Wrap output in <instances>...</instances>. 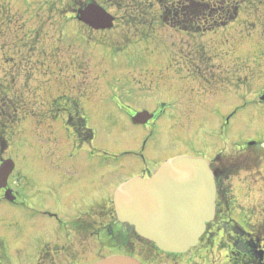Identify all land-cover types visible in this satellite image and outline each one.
Returning a JSON list of instances; mask_svg holds the SVG:
<instances>
[{"label":"rangeland","instance_id":"1","mask_svg":"<svg viewBox=\"0 0 264 264\" xmlns=\"http://www.w3.org/2000/svg\"><path fill=\"white\" fill-rule=\"evenodd\" d=\"M86 1L0 0V122L11 137L1 156L15 163L8 183L18 194L0 199V264L125 252L73 222H112L111 206L100 204L115 188L176 156L223 162L233 172L222 180L233 217L264 220V150L257 158L237 149L264 141V0H243L226 24L206 15L192 32L165 23L157 0H100L115 23L96 30L74 11ZM58 64L69 69L55 73ZM5 99L12 108L2 114ZM74 102L87 113L90 143L79 145L66 126L61 112ZM128 107L163 117L133 124ZM126 241L150 260L149 243L132 230Z\"/></svg>","mask_w":264,"mask_h":264},{"label":"water","instance_id":"2","mask_svg":"<svg viewBox=\"0 0 264 264\" xmlns=\"http://www.w3.org/2000/svg\"><path fill=\"white\" fill-rule=\"evenodd\" d=\"M80 19L94 28L112 24L111 16L90 3L78 10ZM264 100V94L260 98ZM152 115L136 114L135 123ZM264 146V144H263ZM14 168L10 159L0 164V189ZM215 175L206 158L179 156L166 161L149 179L135 177L114 192L117 218L133 225L143 238L164 252L183 253L197 244L206 223L215 215ZM5 197L13 200L10 189ZM88 264H141L128 255H112Z\"/></svg>","mask_w":264,"mask_h":264},{"label":"flooded vegetation","instance_id":"3","mask_svg":"<svg viewBox=\"0 0 264 264\" xmlns=\"http://www.w3.org/2000/svg\"><path fill=\"white\" fill-rule=\"evenodd\" d=\"M47 21L50 22V20ZM38 30L41 32L43 27L38 28ZM54 30H57V28ZM47 37L48 35L43 36L42 41ZM77 103L74 102L75 106L72 107L63 106L61 113H66V121L69 122L67 126L74 132L77 143L81 145L87 143L88 134L86 133L87 127L85 124L88 116L85 111L83 112L82 108L77 106ZM90 103L92 102L85 103V106ZM143 109H130L128 107L130 119L137 111ZM153 114V118L144 124L145 126L161 122L163 114L160 111L158 112L157 108L153 111ZM220 164V161H216V158L213 160L212 167L216 172H220L217 170ZM154 172L155 170H150L141 176L147 178ZM222 173H220L219 177H223ZM3 192V190L0 192V199L3 198ZM228 193L223 188L218 187L215 217L206 225L205 232L195 246L184 253H165L159 251L154 244L150 243V260L144 263L156 264L155 261L162 258L163 264H264V220L254 223L251 219L234 218V209ZM108 205L111 206V210H114L112 199L109 203H101L100 206L102 208L100 209L108 208ZM110 221L112 222L96 225L95 227L93 224L91 225V220H89L77 224L75 227L79 230L95 228V230L89 232L96 231L97 235H103L109 247L119 246L122 244V240L127 238L130 227L117 219ZM126 244L129 243L126 242ZM130 245L133 247V244L130 243Z\"/></svg>","mask_w":264,"mask_h":264},{"label":"trees","instance_id":"4","mask_svg":"<svg viewBox=\"0 0 264 264\" xmlns=\"http://www.w3.org/2000/svg\"><path fill=\"white\" fill-rule=\"evenodd\" d=\"M242 1L243 0H157V3H160L163 7L161 17L165 20V23L172 24L173 27L178 28L180 32H192L203 23L201 21L205 20L204 17L206 15H213L215 12L218 13V20H215V25L226 24L229 20L232 21L236 18ZM101 2H103V0H101ZM168 2L170 3L168 4ZM220 20H222V22H220ZM5 132L6 131L3 132L1 130L0 125V154L5 152L10 142L8 133ZM88 133H91L90 130ZM249 148H253L258 154L259 150H263L259 143L254 146H249ZM225 172H229L228 167H226Z\"/></svg>","mask_w":264,"mask_h":264}]
</instances>
